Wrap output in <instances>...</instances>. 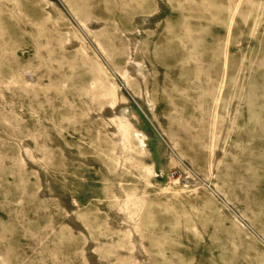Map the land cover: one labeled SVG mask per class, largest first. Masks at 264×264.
Segmentation results:
<instances>
[{
    "label": "rangeland",
    "instance_id": "1",
    "mask_svg": "<svg viewBox=\"0 0 264 264\" xmlns=\"http://www.w3.org/2000/svg\"><path fill=\"white\" fill-rule=\"evenodd\" d=\"M0 264H264V0H0Z\"/></svg>",
    "mask_w": 264,
    "mask_h": 264
}]
</instances>
